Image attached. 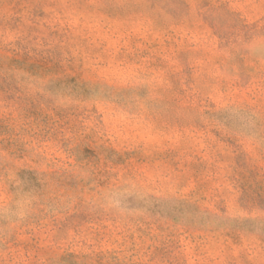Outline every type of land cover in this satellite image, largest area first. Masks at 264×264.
Here are the masks:
<instances>
[{"label": "rangeland", "instance_id": "1", "mask_svg": "<svg viewBox=\"0 0 264 264\" xmlns=\"http://www.w3.org/2000/svg\"><path fill=\"white\" fill-rule=\"evenodd\" d=\"M0 264H264V0H0Z\"/></svg>", "mask_w": 264, "mask_h": 264}]
</instances>
